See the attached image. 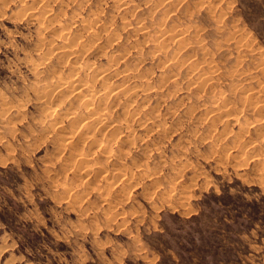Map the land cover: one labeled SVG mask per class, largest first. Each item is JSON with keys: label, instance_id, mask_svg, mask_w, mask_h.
<instances>
[{"label": "rangeland", "instance_id": "rangeland-1", "mask_svg": "<svg viewBox=\"0 0 264 264\" xmlns=\"http://www.w3.org/2000/svg\"><path fill=\"white\" fill-rule=\"evenodd\" d=\"M86 1L81 8L70 5L62 20L77 16L75 21H80L95 11L110 35L118 37L108 47L109 34L104 31V39L87 57L102 68L128 49L125 62L114 68L123 70L127 60L132 65L143 58L138 71L149 74L155 88L160 85L161 93L153 89L144 102L142 120L128 132L136 133L137 145L124 143L128 154L120 155L116 166L111 163V168L120 169L136 159L142 168H134L111 190L82 185L84 194L90 192L82 200L77 196L81 182L72 169L64 171L56 146L62 129L42 127L43 106L32 88L38 77L31 67L34 61L41 64L43 56L40 29L31 16L22 14L18 2L3 1L0 264H207L204 252L218 256L225 246L231 248L225 251L227 257L238 264H264V0H169L177 10H170L167 29L173 34L190 27L192 31L191 37L184 35L189 40L183 45L170 36L161 53L133 28L148 23L147 33L156 36L158 26L150 24L161 15L151 13L153 0H128L135 11L126 15L117 11L116 0ZM186 7L194 9L192 17L184 16ZM49 33L44 36L51 38ZM41 69L46 71L42 75H49L48 64ZM168 76L170 81L162 83ZM215 97H222L217 109ZM68 125L66 121L62 126ZM118 141L116 148L122 142Z\"/></svg>", "mask_w": 264, "mask_h": 264}, {"label": "bare ground", "instance_id": "bare-ground-1", "mask_svg": "<svg viewBox=\"0 0 264 264\" xmlns=\"http://www.w3.org/2000/svg\"><path fill=\"white\" fill-rule=\"evenodd\" d=\"M3 1L6 2V0H0V5ZM15 1L19 3L20 11H23L22 14H27V15L31 16L32 19L35 22H37L38 28L40 29V32H39L41 35V37H40V48L39 47L38 48L40 51H42L43 56H41V55H40L41 57L39 56L40 59H42V61H41V64H39V63L34 64V62H35L34 61L32 67H31V70H32L31 73L33 72L32 74L36 75L35 77H38V81H36L37 83L35 82L36 85L32 88H34L33 91L35 90L34 92L38 96V97H36V96L35 97H36V99L38 98L37 100L39 101L40 106H43V110L41 109V111H43V114L40 115V120H41L40 124H42L43 128H45L48 131L50 130L52 132L55 131L56 128L58 129V127L62 129V130H60L63 132V133L61 132L62 135H60V136H62V138L61 139L59 138L61 141L58 140L59 142H56V140H55L54 142L58 143V145H56V146H58L57 147L58 153L62 154V156H63L62 166L64 167V165H65L64 171H68V169H72L73 172H75L78 180H80V182H81L80 187L77 186L79 188L77 196H79V198L81 200L83 198H85L86 196H88L90 190L99 191V190H102V189L104 190L107 188H109L111 190L110 186H112V188H113V185L115 183L123 181L122 178L125 177L128 173L132 172L134 168H136V167L140 168L142 166V164L139 165L138 163L135 162L136 159L133 161H130L128 166L126 163H125L126 165L123 164L124 167L120 168V169L115 168V167L111 168V166H112L111 163L112 164L114 163L113 166L114 165L116 166V164L118 163V159L120 158V155H123V154L127 155L128 154L126 151V148H124L125 146H123L124 143H127V146L133 145V147L136 144L135 143L137 141L136 136H135L136 133L133 134L132 130H131L132 132H130V133H128V132L132 128L133 124H135L136 122L139 123L142 120V118H143L142 117V114H143L142 108H146V105H144L145 104L144 102L145 101L147 102L149 97L152 95L153 89H157V88H155L156 86L152 85L151 80L148 79L149 74H144V72L141 73L138 71V64H139L138 61L140 60L139 58L138 59L136 58L137 60H135V62L132 63V65L126 64L128 62V60H127V62L124 63L125 67L123 70H119V69L116 70L114 68V66L116 67L121 60L125 62V58L128 55V53H126V51H128V49H126L125 52H123V53L122 52L120 53L118 51L119 54H117V56H113L112 60L109 62L111 64H108L106 67H102V68H99L96 65V63H93L90 60V58L87 57V54L90 53L92 47L97 45V43L101 42L102 38L104 37V33H103L104 31L109 34V37H108L109 38V40H108L109 45H108V47H112V44H114V42H116L118 37L116 35L115 36L110 35V32L108 31L109 29H107L108 28L107 25L102 24L103 21L101 22L102 18L100 16V14L94 13L95 11H92L93 13L88 18H85V19L82 18V20H80V21H78V20L75 21V18L77 16H73V13L75 11L74 10V11H72L73 13L71 14V16H73L72 20H70V21L68 20L65 22L62 20L63 17L67 15V11H65V10L67 8L69 9L70 5L75 3L78 6L77 8H79V7L81 8L83 6V3L85 4L86 0H15ZM127 1L128 0H116L115 1V3L117 2V4H118L116 6L117 11H121V12L125 13L124 15L129 14V12L131 11V8H130L131 5ZM148 1L150 2L151 0H148ZM179 1H181V0H179ZM29 3H32V6L29 7ZM178 3H180V2H178ZM215 4L216 3H214V6H215ZM139 7H141V6H139ZM137 8H138V6H137ZM149 8H150V10H152L151 13H154V15L155 14L161 15V17L159 16L160 17L159 20L154 19L153 23H151V21H149L151 23L150 25L156 24L158 26L157 30L155 31L156 36L155 35L151 36V34L147 33L146 30L150 29V26L148 23H145V22H143V24L138 23L136 26L137 28L133 27V28H135V30H134L135 35L138 33H144L145 34L144 37L146 38L145 40L152 42L155 45L154 49H156L157 52L160 51V53L162 52L163 48L165 46H167V42L170 39L172 41H176V42L179 41L178 43H180V44L187 40V38L191 34L190 31H192L191 27L187 28L185 30L177 31V33L175 32L173 34L171 32V30L169 31L167 29V26H166L167 25V23H166L167 16L171 14L170 10L173 11L172 8H174V9L177 8L175 6V2H171L169 0L168 1L167 0H155V1L153 0L152 5ZM212 8H214V7H212ZM133 10L131 12L134 14ZM193 10H194L193 8H189V7L187 8L186 7V9H184V14H185L184 16L185 17H192V15L194 14ZM98 11H99V9H98ZM210 12L213 13V11H210ZM149 13H150V11H149ZM215 13H216V11H215ZM75 14L78 15L76 12H75ZM212 15H213L212 17H214V14H212ZM130 16H132V14ZM153 18L154 17H152V18L150 17V19H153ZM132 20H133V18H132ZM126 23L127 22L125 21L123 23V26L126 27L127 26ZM128 25L130 26L131 24L129 23ZM178 28H179V26H178ZM45 31L50 32L49 34L52 33L53 36L50 35L51 38H49V36H44ZM149 32H151V31H149ZM186 33L189 36L187 35L188 37L184 38L185 37L184 35H186ZM144 34H142V35H144ZM117 35L119 36L120 34H117ZM170 36H171V38L168 39ZM134 40H137V39H134ZM191 40L194 41V38ZM196 43L200 44L198 47H200L201 51L205 49V47H203L201 45L202 42H200L198 39H197ZM124 45H126V44H124ZM133 45H132V48H133ZM181 45H183V44H181ZM185 46H183V47H185ZM194 47H195V45H194ZM250 47H247V48L249 49ZM38 48H37V50H38ZM99 48H101L100 45H99ZM104 48H105V46H104ZM194 49H197V48H194ZM39 50H38V52H39ZM165 51H166V49H164V52ZM142 55H144V54H142ZM171 55H172V53H171ZM53 57L55 59H57L56 62L51 61L52 60L51 58H53ZM166 59H167V57H166ZM168 59H169V57H168ZM142 60H143V58H142ZM142 60H140V61H142ZM169 61H171V60H169ZM144 62H145V60H144ZM46 64H48V70L49 71L48 70L47 71L49 72V75L44 76L42 74H45L46 71L44 69L40 70V67L41 66L43 67V65L46 66ZM263 64L261 63V65H263ZM177 65H180V63ZM176 66L173 65L172 67H175V69H176L178 67V66L177 67ZM158 67H159V65H158ZM189 67H191V66H189ZM114 70H116V71L113 72ZM177 70H178V68H177ZM173 71H175V70H173ZM189 71L192 72L190 69H189ZM48 72H47V74H48ZM145 73H146V71H145ZM174 73H176V72H174ZM150 74H151V72H150ZM204 74L205 73H203V75ZM167 75H169V74H167ZM162 76L163 75H161V77ZM171 77L172 76L166 77L165 78L166 81L161 80V81H164L162 83H166L167 81H170L167 79H170ZM255 78H257V77H255ZM117 79H119V80H117ZM209 80H211V79H209ZM207 82L205 81V83H207ZM203 83L204 82H202L203 86L207 85V84H203ZM262 84H264V83H262ZM159 86H158L157 91L154 90V94H157L158 92H160L159 90H161V88ZM161 86H163V84ZM26 90H27V88H26ZM30 90L32 91V89H30ZM169 93H171V92H169ZM140 97H141V99H143L142 102H140L138 100V98H140ZM168 97H170V95H168ZM221 98L222 97H220V98L215 97L213 99V102H215L217 104V105L214 104L216 106L215 109H217L218 104H220ZM161 100L162 99H160V101ZM4 101H6V100L4 99ZM19 101H21V100H19ZM160 101H158V102H160ZM260 102L263 103L262 101H260ZM160 103H162V102H160ZM242 103L243 102H241V104ZM21 105H23V103H21ZM223 105H224V103H223ZM257 105H258V103H257ZM15 106H17V105H15ZM252 106H253V104H252ZM254 107H255V105H254ZM12 108H14V107L12 106ZM19 108H21V107L19 106ZM212 108H214V107H212ZM219 108H221V107H219ZM215 109H213L212 111L218 112V110H215ZM233 109L231 111H233ZM19 110H21V109H19ZM156 111H158V110H156ZM21 112H22V110H21ZM226 112H225V114H226ZM259 114H261V113H259ZM236 115H238V114H236ZM154 117H155V115H154ZM158 117H160V116H158ZM216 117L218 118L219 116H216ZM222 117H224V116H222ZM145 118H146V116H145ZM213 118H215V117H213ZM154 119L155 118H153V120L152 119H147V120L156 121ZM40 120H38V121L40 122ZM66 121H68V123H69L68 128H65L62 126L63 123H65ZM157 121H159V120H157ZM146 123L147 122L145 121L141 125H145ZM161 123H162V121H161ZM235 123H237V121ZM154 124H155V122L153 123V125ZM157 124H160V121ZM133 127H135V126H133ZM140 127H144V126H140ZM162 128H161V130H162ZM146 129L149 130V128H145V130ZM143 130H144V128H143ZM152 130H153V128H152ZM161 130H160V132H161ZM163 130H165V129H163ZM150 131H151V128H150ZM150 131H148V132H150ZM13 132H11V133H13ZM47 133H45V134H47ZM126 133H128V134H126ZM163 136H164V134H163ZM117 141L118 142L122 141L118 148L115 147ZM29 146H31V145H29ZM124 151H126V152L123 153ZM59 157H61V156H59ZM64 171H62V172L65 173ZM141 173H143V172H141ZM82 185H83V187H84V185L85 186L91 185L89 192L84 194V191L81 190ZM64 187H65V191L70 189V188H67L66 186H64ZM71 188H73V187H71ZM62 191H64V190H62ZM85 192H86V190H85ZM100 194H101V191H100Z\"/></svg>", "mask_w": 264, "mask_h": 264}, {"label": "trees", "instance_id": "trees-1", "mask_svg": "<svg viewBox=\"0 0 264 264\" xmlns=\"http://www.w3.org/2000/svg\"><path fill=\"white\" fill-rule=\"evenodd\" d=\"M220 249V248H219ZM227 249L228 252H231V248L229 246H225L220 252V254L217 256L213 252L205 251V260L207 264H238L239 260H231L227 257V252H225ZM231 260V261H230Z\"/></svg>", "mask_w": 264, "mask_h": 264}]
</instances>
